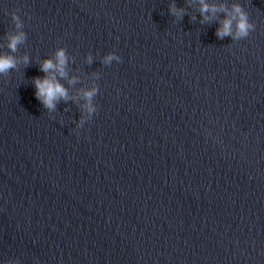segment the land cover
<instances>
[{
  "label": "water",
  "instance_id": "obj_1",
  "mask_svg": "<svg viewBox=\"0 0 264 264\" xmlns=\"http://www.w3.org/2000/svg\"><path fill=\"white\" fill-rule=\"evenodd\" d=\"M207 2L254 29L218 39L225 12L201 22L199 0H0V53L20 61L0 76V259L264 264V0ZM57 47L73 99L50 112L32 78Z\"/></svg>",
  "mask_w": 264,
  "mask_h": 264
},
{
  "label": "clouds",
  "instance_id": "obj_2",
  "mask_svg": "<svg viewBox=\"0 0 264 264\" xmlns=\"http://www.w3.org/2000/svg\"><path fill=\"white\" fill-rule=\"evenodd\" d=\"M199 11L203 20L207 21L211 14H215L217 11H224L226 18L218 22V26L215 29V35L218 39L224 37H230L231 40H238L245 38L254 29V24L249 20L248 13L242 7L240 3H233L231 10L229 11L223 4L216 5L210 4L207 0H199ZM170 12L173 15L179 16L181 13L172 6ZM13 27L16 29L10 35H7V48L14 52L16 46L22 43L26 39V32L23 30L24 24L17 11L10 13ZM120 56L115 51H108L100 57L102 65H110L113 61L119 63ZM24 63H28V57L24 56L20 58ZM93 56L91 53L86 54L85 62L92 63ZM20 62L17 58L10 54L0 53V76L7 73L10 69H14L17 63ZM69 62V57L64 47H57L54 56L52 58H44L39 68L43 76H37L32 78V85L34 88V97L41 104V106L48 111H53L57 102L61 100L73 99L69 96L67 88L60 82L59 78H64L66 73V65ZM99 78V74H96ZM75 80V77L71 78V83ZM98 93L97 84H92L91 87L84 89L80 92V96L83 99L81 108L83 109L81 115L76 119L75 127L80 128L87 120H90L93 114L96 112L97 105L93 102L94 97ZM0 264H20L18 258L11 260L0 259Z\"/></svg>",
  "mask_w": 264,
  "mask_h": 264
}]
</instances>
